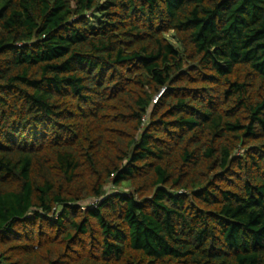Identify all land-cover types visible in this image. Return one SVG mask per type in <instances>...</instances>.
I'll return each instance as SVG.
<instances>
[{
  "label": "trees",
  "instance_id": "obj_1",
  "mask_svg": "<svg viewBox=\"0 0 264 264\" xmlns=\"http://www.w3.org/2000/svg\"><path fill=\"white\" fill-rule=\"evenodd\" d=\"M0 264H264V0H0Z\"/></svg>",
  "mask_w": 264,
  "mask_h": 264
},
{
  "label": "rangeland",
  "instance_id": "obj_2",
  "mask_svg": "<svg viewBox=\"0 0 264 264\" xmlns=\"http://www.w3.org/2000/svg\"><path fill=\"white\" fill-rule=\"evenodd\" d=\"M100 1H104V0H100ZM114 189H121V190H124L122 187L121 188H114ZM127 190V189H126Z\"/></svg>",
  "mask_w": 264,
  "mask_h": 264
}]
</instances>
